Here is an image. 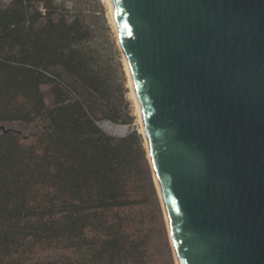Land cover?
Here are the masks:
<instances>
[{
  "label": "trees",
  "instance_id": "trees-1",
  "mask_svg": "<svg viewBox=\"0 0 264 264\" xmlns=\"http://www.w3.org/2000/svg\"><path fill=\"white\" fill-rule=\"evenodd\" d=\"M56 1L0 3V264H174L143 138L99 127L128 124L117 87Z\"/></svg>",
  "mask_w": 264,
  "mask_h": 264
},
{
  "label": "water",
  "instance_id": "water-1",
  "mask_svg": "<svg viewBox=\"0 0 264 264\" xmlns=\"http://www.w3.org/2000/svg\"><path fill=\"white\" fill-rule=\"evenodd\" d=\"M177 264H264V0H109Z\"/></svg>",
  "mask_w": 264,
  "mask_h": 264
},
{
  "label": "rangeland",
  "instance_id": "rangeland-1",
  "mask_svg": "<svg viewBox=\"0 0 264 264\" xmlns=\"http://www.w3.org/2000/svg\"><path fill=\"white\" fill-rule=\"evenodd\" d=\"M11 2L12 0H0V3L3 5V7H6ZM55 4L59 7L61 13H68L69 15L80 13L83 15L87 25L91 28L93 32V37L90 42L87 43L86 47L95 51V53L98 54L100 65L108 70L111 75V78L114 81L115 86L117 87V96L120 101V106L122 107L124 120L127 121L128 124L122 123L116 125L117 127H122L123 130L116 132L114 130L107 131L102 127L104 122L106 121L99 122V127L106 133L116 137H124L129 133L138 132L143 138L144 147L147 153V149L145 146L146 141L143 134V127L140 122L137 107L131 93L126 64L124 61L122 49L120 47L118 35L113 24L112 13L107 3V0H57ZM41 11L44 10L41 9ZM62 78L64 81H68L67 76L63 74ZM43 91L47 103L49 105H52L53 97L48 92L47 88H43ZM147 158L149 160L148 153ZM163 214L167 225V231L170 246L173 253L174 264H177V259L176 255L174 254L175 251L170 235V228L166 221L167 219L165 218L164 209Z\"/></svg>",
  "mask_w": 264,
  "mask_h": 264
},
{
  "label": "bare ground",
  "instance_id": "bare-ground-1",
  "mask_svg": "<svg viewBox=\"0 0 264 264\" xmlns=\"http://www.w3.org/2000/svg\"><path fill=\"white\" fill-rule=\"evenodd\" d=\"M107 3H108L109 8H110V10H111V13H112V20H113V24H114L113 12H112V9H111V6H110V3H109V0H107ZM114 26H115V24H114ZM115 29H116V28H115ZM119 43H120V42H119ZM120 47H121V46H120ZM129 84H130V88H131V93H132V96H133V100H134V102H135V104H136V107H137V112H138V115H139V119H140V122H141L142 127H143V134H144L145 141H146V142H145V146H146V149H147L148 157H149L150 162H152L151 154H150V149H149V145H148V143H147V139H146V135H145V131H144L143 120H142V117H141V114H140V111H139L138 105H137V103H136V100H135V97H134V94H133V91H132V87H131L130 79H129ZM102 127H103L105 130H107V131H111V130H114L115 132H116V131H123V130H122V127H117V126H115V125H113V124H111V123H109V122H104V124H103ZM153 172H154V170H153ZM154 177H155V180H156V182H157L156 185H157L158 193L161 195V196H160L161 199H162L161 203H162V206H163V209H164V213H165V206H164L163 196H162V193H161V190H160V186H159V184H158V181H157V178H156V174H155V172H154ZM165 218L167 219L166 213H165ZM166 221H167V223H168V219H167ZM168 226H169V223H168ZM169 228H170V227H169Z\"/></svg>",
  "mask_w": 264,
  "mask_h": 264
}]
</instances>
